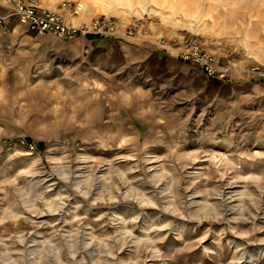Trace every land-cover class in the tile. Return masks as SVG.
<instances>
[{
	"label": "rangeland",
	"instance_id": "obj_1",
	"mask_svg": "<svg viewBox=\"0 0 264 264\" xmlns=\"http://www.w3.org/2000/svg\"><path fill=\"white\" fill-rule=\"evenodd\" d=\"M44 1L141 24L139 39L117 40L194 34L235 70L264 68V0ZM66 54L47 53V88L30 78L3 93L0 264H264V80L221 105L231 89L191 80V67L158 80L120 64L100 105L89 87L80 100L61 96L56 80L79 61L102 81L109 65ZM127 85L138 118L111 120Z\"/></svg>",
	"mask_w": 264,
	"mask_h": 264
},
{
	"label": "crops",
	"instance_id": "obj_2",
	"mask_svg": "<svg viewBox=\"0 0 264 264\" xmlns=\"http://www.w3.org/2000/svg\"><path fill=\"white\" fill-rule=\"evenodd\" d=\"M39 3L51 10L60 13L63 12L64 17L72 24L78 22L89 23L92 19H90V16H85V14L82 13L83 11L76 16H68L64 12V7L61 6V3L59 4L44 0H39ZM4 13L5 9L0 6V14ZM84 48H87L86 58L91 60L95 67L100 68L98 67L99 64L109 65V68L104 70H106L111 76L107 75L101 77L103 78L102 81H99L100 77L99 79L88 77L84 72H80L78 68L80 62L76 61L75 63L66 66L61 76L56 80L59 87L61 86V96L66 97V95H68L70 99L80 100L81 96L79 89L89 87L88 89L86 88V90H89L88 94L91 99L96 96L97 100H99L97 102H99L100 105L103 102H110V99L114 97V94L113 91L107 90V88L108 86L111 88L114 87V84L112 83L115 79V74L118 73L117 70L119 68L117 66L120 64L141 63L147 72L158 80H176L179 79V76L184 78L182 71L185 68L187 69L191 67L192 70L189 71L190 74L192 73L191 80L196 77L201 79L200 83H208V81L205 80L206 78H203V74L196 68L178 60L171 54L164 53L153 44H147L145 42L133 44L115 38H102L96 36L78 37L69 42L51 34L42 35L29 31L19 24L16 18L10 17L0 25V106L6 97L3 96L5 90H17L19 88V83L22 81H26L27 83L31 78V80L34 81L32 87H38L39 84H42L43 89L47 88L48 85L53 82L51 77L48 74H45V72H47L45 66L49 64V60L47 59V53L49 51H65L67 53L66 55L69 57L76 56L78 59V55L81 54ZM39 72L42 74L44 73V75H36V73ZM250 78L251 76L238 68L234 70L227 79L219 80L223 82L219 83V87L230 88L231 92L229 95L232 93V96L229 97L228 95L226 98L219 97L218 104L236 105L241 99H243V97L250 95V90L260 88L255 82H250ZM191 80L189 81L191 82ZM100 82L106 83L107 86L100 84ZM44 85L46 86L44 87ZM127 87L125 89L128 95L123 94L120 98L121 100L118 101L121 106L118 107L116 112L112 110L109 114L111 120L117 119V115L121 112L127 113L128 115L132 114V117L130 116L132 119L138 118V114L134 115L132 112V109L130 108L131 104L129 102V97L131 96V98H134L133 95L135 92H133L131 86L128 87L129 90ZM145 93L146 92H143L141 96ZM76 100L73 102H76ZM142 109V112L140 111L138 113L146 114V107ZM142 119L144 120V117H142ZM114 127L115 126L111 124L110 128ZM115 133V135L123 137L126 136L127 131L121 124H119ZM106 135L107 137L114 138L110 132Z\"/></svg>",
	"mask_w": 264,
	"mask_h": 264
},
{
	"label": "built area",
	"instance_id": "obj_3",
	"mask_svg": "<svg viewBox=\"0 0 264 264\" xmlns=\"http://www.w3.org/2000/svg\"><path fill=\"white\" fill-rule=\"evenodd\" d=\"M0 6L5 9V13L0 14V25L7 18L13 17L29 31L42 35L51 34L69 42L78 37L88 36L129 40L141 37L140 23L120 25L110 16L97 15L89 23L72 24L64 17L63 12L42 6L39 0H0ZM61 6L70 17L77 15L81 10L80 3H67ZM145 38L164 53L171 54L196 68L208 79L225 80L235 70L231 63L225 62L207 49L194 34L173 37L152 35ZM83 52L86 53L87 48H84ZM243 71L251 77L264 80V68L252 65Z\"/></svg>",
	"mask_w": 264,
	"mask_h": 264
},
{
	"label": "bare ground",
	"instance_id": "obj_4",
	"mask_svg": "<svg viewBox=\"0 0 264 264\" xmlns=\"http://www.w3.org/2000/svg\"><path fill=\"white\" fill-rule=\"evenodd\" d=\"M81 11H82V6H81V10L78 12V14H79ZM104 12H105V11H104ZM78 14H77V15H78ZM75 16H76V15H75ZM76 24H79V22H78V23H76Z\"/></svg>",
	"mask_w": 264,
	"mask_h": 264
},
{
	"label": "trees",
	"instance_id": "obj_5",
	"mask_svg": "<svg viewBox=\"0 0 264 264\" xmlns=\"http://www.w3.org/2000/svg\"><path fill=\"white\" fill-rule=\"evenodd\" d=\"M28 141V140H27ZM38 145H41L40 143H38Z\"/></svg>",
	"mask_w": 264,
	"mask_h": 264
}]
</instances>
